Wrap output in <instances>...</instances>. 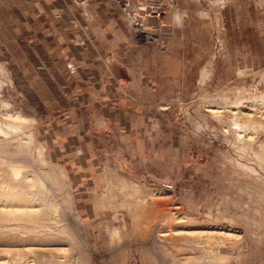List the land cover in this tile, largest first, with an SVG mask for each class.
I'll use <instances>...</instances> for the list:
<instances>
[{"label":"rangeland","instance_id":"374dc122","mask_svg":"<svg viewBox=\"0 0 264 264\" xmlns=\"http://www.w3.org/2000/svg\"><path fill=\"white\" fill-rule=\"evenodd\" d=\"M10 192L0 264H264V0H0Z\"/></svg>","mask_w":264,"mask_h":264},{"label":"crops","instance_id":"0c3cea01","mask_svg":"<svg viewBox=\"0 0 264 264\" xmlns=\"http://www.w3.org/2000/svg\"><path fill=\"white\" fill-rule=\"evenodd\" d=\"M87 65H92V63H89V60H87ZM82 72V71H81ZM80 72V74H81ZM106 94V93H105ZM102 94L101 97L96 98L95 104L86 111V114L92 116L95 115L100 116L101 118L108 123V125L116 126V122L118 121L115 116L121 117V124H128V121L131 120L132 130L129 131V134L127 137L129 139H137L139 140V137L143 136V132H141V126L139 122L142 120V116L136 115L135 111L133 110V113H130V110L128 108H125V101L118 99L117 101L114 100L113 97L110 95ZM89 97V96H88ZM101 111V112H100ZM89 128V127H87ZM128 128V126H127Z\"/></svg>","mask_w":264,"mask_h":264},{"label":"bare ground","instance_id":"6f19581e","mask_svg":"<svg viewBox=\"0 0 264 264\" xmlns=\"http://www.w3.org/2000/svg\"><path fill=\"white\" fill-rule=\"evenodd\" d=\"M211 109H209L210 111ZM213 111V110H211ZM4 196H7L5 198H0V213H5L10 216H27L30 212V209L26 210V208L29 205H24L21 203V199L17 198L16 194H13L12 192L10 193H5ZM5 207H8V209H3ZM16 226V224L14 225Z\"/></svg>","mask_w":264,"mask_h":264}]
</instances>
